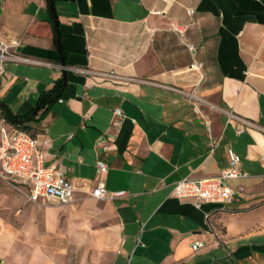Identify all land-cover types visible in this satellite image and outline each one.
Returning a JSON list of instances; mask_svg holds the SVG:
<instances>
[{
  "label": "crops",
  "instance_id": "1",
  "mask_svg": "<svg viewBox=\"0 0 264 264\" xmlns=\"http://www.w3.org/2000/svg\"><path fill=\"white\" fill-rule=\"evenodd\" d=\"M51 1L66 85L30 129L47 140L43 166L76 188L75 206L30 203L0 180V264H209L211 251L241 239L233 258L256 257L262 232L248 228L264 217V0ZM49 19L46 0H0V42L18 43L0 76L12 114L28 115L62 78ZM231 155L248 174L230 183L243 187L231 203L172 197L179 180L218 175ZM98 183L124 196L89 198ZM196 241L204 247L193 252Z\"/></svg>",
  "mask_w": 264,
  "mask_h": 264
},
{
  "label": "built area",
  "instance_id": "2",
  "mask_svg": "<svg viewBox=\"0 0 264 264\" xmlns=\"http://www.w3.org/2000/svg\"><path fill=\"white\" fill-rule=\"evenodd\" d=\"M17 42L7 46L0 42V76L4 74L3 63L8 60L9 49L16 47ZM190 48V47H189ZM195 112H198L193 107ZM115 123L122 118L119 109L113 110ZM0 114V180L9 184L13 189L22 190L28 202L37 203L38 199H53L57 203L68 204L73 199L76 188L68 182L64 174L52 167L43 166L42 149L47 140L37 142L30 134L10 126ZM240 132V131H238ZM107 166L97 162L95 172L104 173ZM248 178V174L240 167L239 159L231 155L229 162L218 175L203 178H184L175 183L171 195L175 199L194 200L196 207L202 204L224 205L231 203L234 196L243 193V187L232 188L230 183ZM124 196L122 191L110 193L98 183L91 190L89 198L97 201H113ZM204 247L202 242L191 244V250L196 252Z\"/></svg>",
  "mask_w": 264,
  "mask_h": 264
},
{
  "label": "trees",
  "instance_id": "3",
  "mask_svg": "<svg viewBox=\"0 0 264 264\" xmlns=\"http://www.w3.org/2000/svg\"><path fill=\"white\" fill-rule=\"evenodd\" d=\"M46 5L48 6V1L46 0ZM50 24H52L51 18L49 19ZM53 42H54V47L56 49L55 45V35L53 33L52 36ZM59 39L61 41V56L64 62V66H66V51H65V43L63 39L59 36ZM65 86L62 84V78L57 79L56 82H54V86L51 90L43 92L39 96V101L31 112L28 113V115H17V114H12L4 105L0 104V111L1 115L4 116L6 122L12 126L15 127L19 130H22L26 132L27 134H30L32 137H34V134L31 133L32 123H35L37 120H35V117L37 116V112L42 110V117L43 113L51 106L53 105L60 94L62 93L63 89Z\"/></svg>",
  "mask_w": 264,
  "mask_h": 264
},
{
  "label": "rangeland",
  "instance_id": "4",
  "mask_svg": "<svg viewBox=\"0 0 264 264\" xmlns=\"http://www.w3.org/2000/svg\"><path fill=\"white\" fill-rule=\"evenodd\" d=\"M200 105L206 106L205 103L200 102ZM9 125H6V128L9 129ZM103 202V201H102ZM47 207L49 208H56V207H70V206H75V201L72 199V201H70V203L68 204H59L58 206L46 202L45 203ZM264 217H263V211L256 215L255 217L250 221V228H248V230H257L260 229L262 234H261V238L260 239H255L256 242H260V246L261 249H258L256 251V257L252 258V259H246V260H241V261H237V259H234L232 256V253H234V251L236 249L239 248V246L241 244H248V240L247 239H241L240 244H230L228 245V250H224V249H218L215 251H211L209 257L212 259L211 262H209V264H253L256 262V264H264Z\"/></svg>",
  "mask_w": 264,
  "mask_h": 264
},
{
  "label": "water",
  "instance_id": "5",
  "mask_svg": "<svg viewBox=\"0 0 264 264\" xmlns=\"http://www.w3.org/2000/svg\"><path fill=\"white\" fill-rule=\"evenodd\" d=\"M48 1V6H47V10H49L50 13V18L52 20V25H53V32L55 35V45H56V52L59 55V64L60 67L62 69V84L63 86H65V82H66V73H65V69H63L64 67V62L61 56V41L59 39V24L57 23V17H56V12L54 10L53 4L51 0H47Z\"/></svg>",
  "mask_w": 264,
  "mask_h": 264
}]
</instances>
